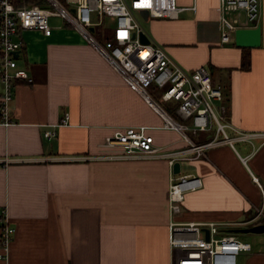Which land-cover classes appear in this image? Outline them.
Here are the masks:
<instances>
[{"label":"crops","instance_id":"0c3cea01","mask_svg":"<svg viewBox=\"0 0 264 264\" xmlns=\"http://www.w3.org/2000/svg\"><path fill=\"white\" fill-rule=\"evenodd\" d=\"M260 1L255 46L237 45L234 36L220 42L219 0H176L185 6L178 17L152 18L146 29L185 68L209 69L227 121L244 132L264 131ZM227 15L246 22L243 11ZM16 37L23 42L17 65L31 80H15L11 122H0V207L14 228L0 264H172L168 194L170 177L178 174L199 176L202 185L185 192L176 219L223 222L251 244L236 264H264V231H239L264 222L258 215L264 213V137L234 138L229 127L231 142L170 157L187 141L163 126L162 116L78 30L22 29ZM65 112L67 122L54 125ZM140 125L162 155L107 156L106 135ZM47 129L55 134L44 136ZM214 135L211 128L190 137L199 143ZM169 158L179 161L178 172Z\"/></svg>","mask_w":264,"mask_h":264},{"label":"built area","instance_id":"2783aa9c","mask_svg":"<svg viewBox=\"0 0 264 264\" xmlns=\"http://www.w3.org/2000/svg\"><path fill=\"white\" fill-rule=\"evenodd\" d=\"M52 6L49 7V6ZM74 8V10H72ZM185 6L176 0H44L42 4L23 0H0V122H11V99L16 79L31 80L27 70L17 65L15 52L23 45L16 35L22 29H39L51 33L49 17L60 16L86 37L101 54L119 71L125 82L137 91L144 100L163 118V126L180 132L188 146L172 152L169 156L189 153L204 154L208 147L231 142L227 128L236 132L234 138L250 139L264 137V131L244 132L234 128L226 119L222 103V89L215 85L211 73L204 65L194 69L185 68L155 40L143 26L136 11L145 19L176 18ZM194 9V6H191ZM220 42L233 39L238 27H255L261 17L260 0H219ZM230 11H243L245 24H238L227 15ZM104 16L113 18L111 37L102 44L92 31L104 23ZM92 27V29H91ZM141 34L147 42L141 39ZM161 89L162 101L177 102L172 115L148 91L149 86ZM173 106V104H172ZM68 112L60 122H67ZM190 118V123L183 120ZM215 130L214 137L203 142L192 140V134L199 130ZM140 125L128 130L115 129L103 138L102 146L111 150L107 156L138 158L160 156L159 147L153 143V136ZM54 129L44 131L52 137ZM113 150V152H112ZM174 158H169L172 166ZM202 185L201 178L192 174H178L170 177V249L172 264H236V257L242 250H250L249 241L241 240L235 233L223 228L217 221H181L176 219L180 203L188 190ZM258 215L264 218L259 210ZM0 259L6 260L14 228L9 224L5 207H0ZM206 230L208 237H206Z\"/></svg>","mask_w":264,"mask_h":264},{"label":"rangeland","instance_id":"374dc122","mask_svg":"<svg viewBox=\"0 0 264 264\" xmlns=\"http://www.w3.org/2000/svg\"><path fill=\"white\" fill-rule=\"evenodd\" d=\"M60 1L63 2L64 0H60ZM49 7L52 8L51 5ZM136 14H137L138 18L141 20L143 26L147 30H150V25H149L150 19H145L137 11H136ZM103 19H104V23L100 26H95L94 30L92 31V35L95 37V39L102 44L105 42L106 39L111 37L112 30H113V18L110 16H104ZM49 23L51 26H54V27L61 26V28H64V29H69L70 27L73 28L65 20H63V18L60 16H55V15L50 16L49 17ZM64 23H66V24H64ZM148 91L163 107H165L172 115L175 116L174 108L176 107L177 102H175L173 100L162 101L160 98L161 89L157 88L156 86H153V85L149 86ZM172 104H173V106H172ZM183 121L190 123V118L185 119ZM212 130H213V128H212ZM186 131H187V134H189V135L191 134V132L189 130H186ZM249 234L251 235L252 233H249Z\"/></svg>","mask_w":264,"mask_h":264},{"label":"water","instance_id":"95a60500","mask_svg":"<svg viewBox=\"0 0 264 264\" xmlns=\"http://www.w3.org/2000/svg\"><path fill=\"white\" fill-rule=\"evenodd\" d=\"M74 10V8H72ZM144 14V17L146 15V12H142ZM92 29V27H91ZM141 39L145 42H147V38L144 34H141ZM234 40L237 45L241 46H255L260 43V26L257 25L255 27H238L234 32ZM17 55V52H15V56ZM173 169L175 172H178L180 170V164L179 161H175L173 163ZM241 232H260L264 231V222L254 224L252 226L240 228ZM206 237H208V231L206 230Z\"/></svg>","mask_w":264,"mask_h":264},{"label":"trees","instance_id":"16d2710c","mask_svg":"<svg viewBox=\"0 0 264 264\" xmlns=\"http://www.w3.org/2000/svg\"><path fill=\"white\" fill-rule=\"evenodd\" d=\"M23 0H16V2L17 3H21ZM27 1H30V2H40L41 0H27ZM248 62H247V56L246 55H244L243 56V61H242V64H241V66H248V64H247Z\"/></svg>","mask_w":264,"mask_h":264}]
</instances>
